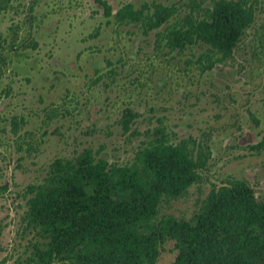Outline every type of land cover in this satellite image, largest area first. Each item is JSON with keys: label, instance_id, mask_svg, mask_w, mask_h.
Returning a JSON list of instances; mask_svg holds the SVG:
<instances>
[{"label": "rangeland", "instance_id": "1", "mask_svg": "<svg viewBox=\"0 0 264 264\" xmlns=\"http://www.w3.org/2000/svg\"><path fill=\"white\" fill-rule=\"evenodd\" d=\"M106 1L114 9L175 5L180 19L191 0ZM255 4L232 59L204 71L208 47L170 49L155 35L166 24L148 34L106 24L96 0H0V264H28L25 188L42 182L54 159L85 148L118 164L133 158L147 136L122 133L126 107L139 114L132 130L161 124L173 142L192 137L211 150L199 180L162 198L157 218L190 219L212 188L231 180H247L264 200V150L248 149L264 135V0ZM176 254L167 240L155 264H171Z\"/></svg>", "mask_w": 264, "mask_h": 264}, {"label": "trees", "instance_id": "2", "mask_svg": "<svg viewBox=\"0 0 264 264\" xmlns=\"http://www.w3.org/2000/svg\"><path fill=\"white\" fill-rule=\"evenodd\" d=\"M172 12L155 6L142 16L127 5L117 18L156 28ZM251 21L252 10L241 1L218 0L203 18L187 15L168 35L175 43L202 41L226 58ZM135 117L124 109L123 133ZM144 134L127 163L85 148L74 158L54 159L42 182L26 186L20 221L33 235L28 264H155L167 240L177 250L171 264H264V200L246 181L212 188L188 220L157 218L162 198L185 194L211 153L191 137L171 141L163 126Z\"/></svg>", "mask_w": 264, "mask_h": 264}, {"label": "flooded vegetation", "instance_id": "3", "mask_svg": "<svg viewBox=\"0 0 264 264\" xmlns=\"http://www.w3.org/2000/svg\"><path fill=\"white\" fill-rule=\"evenodd\" d=\"M98 2V4L101 6V9H102V16H104V18L106 19V24H115L116 26H126V25H138L139 27H141L142 31L144 34H148L149 32L151 31H154V30H157L159 29L160 27H162L164 24H166V26L163 28V31L162 32H156V36H157V39L158 41L160 40H165V43L166 45L169 46L170 49H178L179 51H182L184 50L187 46H190V45H194V44H198V43H201V44H204L206 45L208 48L206 50V53L204 54L205 57L207 58L206 61L207 63L205 65H203L202 67V70L206 71V70H210L212 69L216 64L218 63H223L225 61H228L230 59H232L233 55H234V52H235V49L238 45V43L240 42L242 36L244 35L245 33V30L247 28H249L253 22H254V19H255V11H256V4H255V0L253 2H249L248 0H226V1H234V2H239L241 1V3L243 4V6L247 7V8H250L252 10V21L250 22L249 25H247V27L243 28L242 30V33L238 39V41L236 42L235 46L233 47L232 49V53H231V56L229 57H226V58H223L222 56V53L221 52H218V51H214L211 49V47L206 44V43H203L202 41H194V42H187V41H183V39L179 42V43H175L174 41H176L175 37H172V36H169V32L174 30L175 27H179L181 24H183L184 22V18L187 16V15H193L195 17H199V18H203L205 16V13L207 11V9H212L213 8V5L216 1L218 0H213L212 2V5L210 7H202L200 3H196L194 0H191L187 5H188V12H186L180 19L176 17V14L178 12V8L177 6L175 5H164L162 3H157V2H151V3H143L142 5L136 7L133 3H130V2H127L121 6H118L116 7L115 9L106 1V0H100V1H105L106 2V5L107 7H109V11H107L105 9V6H103L99 0H96ZM127 5H130L132 7L133 10L137 11V12H142V16L143 14L145 15H149V14H153L154 12V7L155 6H162V7H166L168 9H172V14L169 18H167L160 26L156 27V28H149L147 25H145L144 21L143 20H139V21H133L131 19H127V18H124V19H118L117 18V12L124 6H127ZM170 21H173L172 23L168 24ZM160 38V39H159ZM178 41L181 39V37H177ZM213 55L215 56L213 58ZM201 70V71H202ZM97 79H100V77H98ZM264 105V103H263ZM126 108H129V107H126ZM124 108V109H126ZM131 109V108H129ZM132 110V109H131ZM124 111V110H123ZM133 111V110H132ZM133 113H136V117L134 118V120L139 116V114L135 111H133ZM123 114V112H122ZM122 117V115H121ZM121 117H120V122H121ZM251 118L253 119V121L257 124L258 123V120L251 114ZM16 117H13L11 120H10V124H11V129L12 131L15 133L16 130L14 128V125L17 124L16 122ZM133 120V122H134ZM21 122V119L19 120ZM161 122V120H160ZM19 123V122H18ZM133 124V123H132ZM120 126H121V123H120ZM158 126H163V125H158ZM157 127V126H155ZM154 127V128H155ZM164 127V126H163ZM122 129V127H121ZM165 129V127H164ZM149 130V129H147ZM152 130V129H151ZM134 131H138V130H132V125H131V130L128 132V133H123V130H122V133L123 134H128L130 135V133L132 134V132ZM146 131V130H145ZM144 131V132H145ZM139 132V131H138ZM141 132L140 135H145ZM166 132V130H165ZM167 133V132H166ZM168 134V133H167ZM130 136H133V135H130ZM139 136V135H138ZM170 137V135H168ZM189 138V137H188ZM192 138V137H191ZM171 141H172V138L170 137ZM187 139V138H185ZM181 140V139H180ZM179 140V141H180ZM202 144H204L205 146H208L207 144H205L204 142L200 141ZM176 143V142H175ZM263 144L262 146H259L260 144ZM209 150H210V147L208 146ZM248 149L251 150V151H255V152H259L261 150H264V135L262 136V138L256 142V143H249L248 144ZM210 153H211V150H210ZM210 157H211V154H210ZM209 157V159H210ZM208 159V160H209ZM237 180H241V181H246L249 186L254 190V188L250 185V183L247 181V180H243V179H237ZM255 191V190H254ZM255 196L257 198V195H256V192H255ZM258 199V198H257Z\"/></svg>", "mask_w": 264, "mask_h": 264}]
</instances>
